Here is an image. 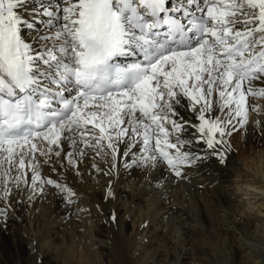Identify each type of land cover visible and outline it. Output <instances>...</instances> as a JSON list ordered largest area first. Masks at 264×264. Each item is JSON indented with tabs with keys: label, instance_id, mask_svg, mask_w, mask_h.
<instances>
[{
	"label": "snow or ice",
	"instance_id": "obj_1",
	"mask_svg": "<svg viewBox=\"0 0 264 264\" xmlns=\"http://www.w3.org/2000/svg\"><path fill=\"white\" fill-rule=\"evenodd\" d=\"M256 97L264 0H0V224L49 192L71 207L85 168L108 201L133 168L160 188L226 166Z\"/></svg>",
	"mask_w": 264,
	"mask_h": 264
},
{
	"label": "bare ground",
	"instance_id": "obj_2",
	"mask_svg": "<svg viewBox=\"0 0 264 264\" xmlns=\"http://www.w3.org/2000/svg\"><path fill=\"white\" fill-rule=\"evenodd\" d=\"M261 99L262 114L249 115L246 133L232 139L226 166L212 159L190 169L188 180L169 179L160 188L142 184L140 169L122 173L115 199L106 201L108 213L116 211V223H105L111 221L107 210L100 215L97 209L107 178L93 179L86 168L80 178L69 173L78 194L74 205L49 192L17 206L19 219L0 224V264H34L32 240L43 264H264V195L250 197L255 215L237 211L241 193L264 186V132L259 139L253 133L260 129L253 121L264 120ZM234 169H240L237 191L230 187ZM152 175L154 185L166 173L161 168ZM145 220L148 226L141 229Z\"/></svg>",
	"mask_w": 264,
	"mask_h": 264
},
{
	"label": "clouds",
	"instance_id": "obj_3",
	"mask_svg": "<svg viewBox=\"0 0 264 264\" xmlns=\"http://www.w3.org/2000/svg\"><path fill=\"white\" fill-rule=\"evenodd\" d=\"M233 172H234V178H233V181L230 187L232 188L233 191H237L236 185L239 182L237 177L240 172V169H234ZM257 194L264 195V186H259L257 193H250L248 195L241 193L240 202L242 203V207L237 209L240 215H255L256 214L257 205L252 199H250V197L253 195H257ZM260 215L264 216V213H260Z\"/></svg>",
	"mask_w": 264,
	"mask_h": 264
},
{
	"label": "rangeland",
	"instance_id": "obj_4",
	"mask_svg": "<svg viewBox=\"0 0 264 264\" xmlns=\"http://www.w3.org/2000/svg\"><path fill=\"white\" fill-rule=\"evenodd\" d=\"M255 100V101H254ZM254 100H252L251 101V103L252 104H261V102H262V100L263 99H261V97H256V98H254ZM259 100V101H258ZM255 102H257V103H255ZM252 114V112L250 111V113H249V115H251ZM250 117V116H249ZM253 133H254V137L255 138H257V139H259V138H261L262 137V132L260 131V129L259 128H257V127H255V129H254V131H253ZM104 205V208L102 207V206ZM101 205H100V215H104L105 214V212H106V210H107V213H108V205H107V202L106 201H104V202H101ZM108 217H109V213H108V215H107ZM106 216V217H107ZM107 217V218H108ZM105 223H107V224H111L112 222L111 221H107V222H105ZM104 223V224H105Z\"/></svg>",
	"mask_w": 264,
	"mask_h": 264
}]
</instances>
